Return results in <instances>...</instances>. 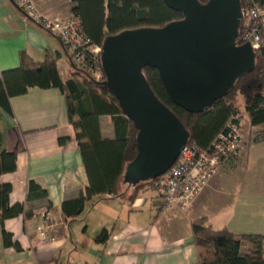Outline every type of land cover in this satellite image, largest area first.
Masks as SVG:
<instances>
[{"label": "crops", "instance_id": "crops-1", "mask_svg": "<svg viewBox=\"0 0 264 264\" xmlns=\"http://www.w3.org/2000/svg\"><path fill=\"white\" fill-rule=\"evenodd\" d=\"M34 2L51 18L73 14L72 0ZM22 51L36 61L51 55L64 81L82 80L73 76L67 49L56 34L26 15L16 1L0 0V69L18 68ZM10 105L12 113L0 110V131L7 151L18 152L17 168L2 174L0 181L12 184L11 204L24 203L33 217L21 214L4 222L21 250L4 245L0 224V264H197L191 223L202 217L215 229L264 234V166L257 172L245 164L249 146L264 145V124L251 125L244 109L239 114L242 141L238 152L221 166L188 210L162 208V199L150 187L130 202L133 189L122 185V196L88 203L81 215L68 221L63 203L84 193L89 177L66 95L57 87L33 86L11 97ZM100 123L103 136L114 138L113 116L102 115ZM64 137L66 141L61 140ZM31 179L48 190L51 208L45 199L28 200ZM41 224L46 226L45 234ZM104 228L111 235L106 242L98 241Z\"/></svg>", "mask_w": 264, "mask_h": 264}, {"label": "trees", "instance_id": "trees-1", "mask_svg": "<svg viewBox=\"0 0 264 264\" xmlns=\"http://www.w3.org/2000/svg\"><path fill=\"white\" fill-rule=\"evenodd\" d=\"M72 13L80 18L82 27L92 43L103 45L106 37L127 29L141 27H163L184 17L183 12L170 8L164 0H72ZM206 3L208 0H200ZM264 11V0H256ZM242 28L239 29L237 43L241 44ZM256 52V66L252 72L239 77L234 87L217 100L208 111L195 113L176 105L168 95L156 68L147 66L143 73L157 97L172 110L190 132L188 143H196L208 148L216 136L225 131L229 123L240 124L242 109L249 115L251 125L264 124V47ZM20 66L3 72L0 79V110L12 113L10 98L24 94L30 87L60 88L67 99L70 122L78 130L77 139L89 177V186L78 198L66 200L63 212L67 220H75L88 203L96 200L120 197L122 185L133 189L129 200L132 202L138 193L152 188L161 198L154 179L136 185L124 181L125 172L138 154V129L127 117L115 96L102 85L106 75L102 66V55L87 53L83 67L72 63L73 76L64 81L57 59L47 55L43 61H36L26 51L20 53ZM102 71V80L91 75ZM113 116L115 137L102 134L100 117ZM66 141L67 137L61 139ZM18 152L7 151L4 136L0 131V176L17 168ZM28 200H47L52 207L48 190L36 180L28 181ZM11 183L0 181V224L3 243L7 247L21 250L20 243L4 227L8 218L24 214L33 217L24 203L11 204ZM71 222V221H70ZM202 217L192 221L194 244L198 252L197 264H264V234L235 233L228 228L215 229ZM110 232L104 228L97 236L98 241L106 242Z\"/></svg>", "mask_w": 264, "mask_h": 264}, {"label": "water", "instance_id": "water-1", "mask_svg": "<svg viewBox=\"0 0 264 264\" xmlns=\"http://www.w3.org/2000/svg\"><path fill=\"white\" fill-rule=\"evenodd\" d=\"M15 3V0H12ZM184 17L163 27L127 29L102 45V85L138 129V154L124 181L136 185L167 172L190 132L155 94L143 70H158L171 100L190 112L208 111L256 66L250 42L237 43L241 0H164Z\"/></svg>", "mask_w": 264, "mask_h": 264}, {"label": "built area", "instance_id": "built-area-1", "mask_svg": "<svg viewBox=\"0 0 264 264\" xmlns=\"http://www.w3.org/2000/svg\"><path fill=\"white\" fill-rule=\"evenodd\" d=\"M26 15L46 29L56 34L67 49L71 63L83 67L87 53L99 55L102 47L92 43L86 35L81 20L76 15L64 19L46 15L34 0H15ZM242 28L241 41L250 42L256 51L264 47V11L256 0H241ZM96 80H102V71L91 73ZM3 71L0 69V79ZM242 141L240 124L232 121L225 131L220 132L210 147L187 143L179 158L164 174L154 179L162 199V208L188 210L199 196L204 186L218 173L221 166L239 150ZM46 226L40 230L45 234Z\"/></svg>", "mask_w": 264, "mask_h": 264}, {"label": "rangeland", "instance_id": "rangeland-1", "mask_svg": "<svg viewBox=\"0 0 264 264\" xmlns=\"http://www.w3.org/2000/svg\"><path fill=\"white\" fill-rule=\"evenodd\" d=\"M241 150H246V144L242 143ZM245 153V151L243 152ZM252 154L251 160H250V155ZM248 156H249V161L247 160L245 162L246 165L249 164L250 168L252 171H261L260 168L264 166V145L263 144H254L252 143L249 146L248 150ZM241 172V170H239Z\"/></svg>", "mask_w": 264, "mask_h": 264}]
</instances>
